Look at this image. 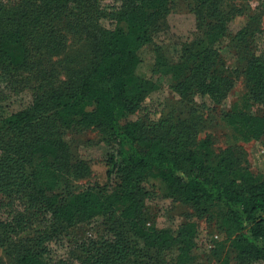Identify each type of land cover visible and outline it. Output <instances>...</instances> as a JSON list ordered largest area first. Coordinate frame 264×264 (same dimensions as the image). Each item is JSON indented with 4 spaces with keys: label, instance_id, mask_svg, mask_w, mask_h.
Wrapping results in <instances>:
<instances>
[{
    "label": "trees",
    "instance_id": "obj_1",
    "mask_svg": "<svg viewBox=\"0 0 264 264\" xmlns=\"http://www.w3.org/2000/svg\"><path fill=\"white\" fill-rule=\"evenodd\" d=\"M115 1L0 0V78L34 92L29 106L0 117V248L14 264H163L171 254L173 264H194L195 221L161 228L145 210L148 185L159 177L167 196L219 222L224 241L201 264H264V173L246 165L241 148L217 153L211 134L199 137L207 125L195 99L220 103L228 94L234 83L218 68L216 43L231 36L238 49L252 51L255 16L221 0ZM182 2L196 25L181 48H171L157 37ZM244 16L234 32L231 22ZM106 17L112 27L102 23ZM72 34L91 41V63L69 68L56 85L52 59ZM148 46L153 70L186 67L173 87L178 105L152 122L137 116L157 87L139 72ZM247 60L249 90L221 118L235 137L259 140L264 114L251 101L264 102V57ZM71 127H94L110 145L105 184H61L67 174L90 173L88 161L73 160L64 138ZM118 210L93 234L69 238L71 228ZM60 241L69 248L55 259L50 246Z\"/></svg>",
    "mask_w": 264,
    "mask_h": 264
},
{
    "label": "rangeland",
    "instance_id": "obj_2",
    "mask_svg": "<svg viewBox=\"0 0 264 264\" xmlns=\"http://www.w3.org/2000/svg\"><path fill=\"white\" fill-rule=\"evenodd\" d=\"M115 0H104V4L110 7ZM225 8L241 6L248 14L255 16L253 27L258 28V39L256 47L246 46V49H238L233 43L231 36H226L216 43L218 52V68L233 80V86L220 103H214L209 96H195L200 108L198 115L206 120V128L200 134L204 138L208 134L213 136L214 148L217 153L228 146L241 148L245 152L246 165L254 172L264 173V136L259 140H244L233 135V129L228 126L221 115L224 111L230 110L232 106L242 99L248 92L250 82L245 75L247 58L252 54L264 57V0H221ZM246 16L238 17L231 22V29L237 31L245 22ZM170 27L162 33L158 40L171 48H181L182 43L189 39L195 29V14L184 6V2L179 4L169 16ZM102 23L107 27H112L113 22L109 18H103ZM93 45L86 37L72 34L66 50L59 55H55L52 64L56 67L54 82L56 85L62 84L68 79L69 68H85L91 63ZM144 61L139 72L153 79L156 88L146 97L142 107L137 112L141 119L152 122L165 116L172 108L178 105L180 96L173 89L174 85L184 76L186 67L160 66L153 70L154 53L152 47H144L142 54ZM33 90L15 84L7 79L0 78V117L11 112L21 110L29 106L33 101ZM253 112L264 114V102L251 101ZM64 138L69 143L73 160L83 159L88 161L90 173L67 174L62 178L61 184L70 180L79 190L86 186L95 184H105L108 180V158L111 147L106 142L101 132L94 127H71L64 131ZM149 195L146 198L147 213L157 223V226L170 227L175 229L180 223L187 220L195 221L198 231L196 235L197 246L194 249V264H201L208 253L216 247V244L224 241V234L218 229L219 222L215 217L198 216L194 208L182 201L175 200L167 196V185L161 178H155L148 185ZM118 210L113 217H98L91 223L81 224L70 229L69 238L73 239L81 235H90L101 229L105 223L111 221L119 215ZM52 257L59 259L65 257L69 248L67 241L54 242L51 244ZM225 251V250H224ZM2 264H14L5 250L0 248ZM173 255L164 258L163 264H173ZM235 264V259H232Z\"/></svg>",
    "mask_w": 264,
    "mask_h": 264
}]
</instances>
